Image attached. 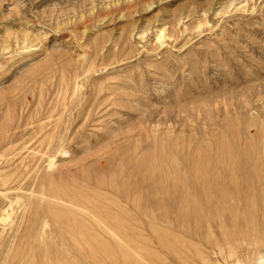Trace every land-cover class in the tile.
<instances>
[{
  "label": "rangeland",
  "instance_id": "rangeland-1",
  "mask_svg": "<svg viewBox=\"0 0 264 264\" xmlns=\"http://www.w3.org/2000/svg\"><path fill=\"white\" fill-rule=\"evenodd\" d=\"M0 157V264H259L264 0H0Z\"/></svg>",
  "mask_w": 264,
  "mask_h": 264
},
{
  "label": "bare ground",
  "instance_id": "bare-ground-1",
  "mask_svg": "<svg viewBox=\"0 0 264 264\" xmlns=\"http://www.w3.org/2000/svg\"><path fill=\"white\" fill-rule=\"evenodd\" d=\"M40 90H41V89H40ZM68 91H69V90H68ZM40 94H41V93H40ZM63 96H64V95H63ZM42 98H43V97H42ZM43 101H44V100H43ZM40 103H41V102H40ZM50 105H51V104H50ZM41 108H42V107H41ZM36 109H37V108H36ZM89 109H90V108H89ZM77 112H78V111H77ZM35 113H36V112H35ZM35 113H34V114H35ZM54 113H55V112H54ZM64 113H65V112H64ZM79 113H81V112H79ZM89 113H90V111H89ZM50 114H51V113H50ZM55 114H56V113H55ZM60 114H61V113H60ZM76 114H77V113H76ZM35 115H36V114H35ZM37 115H38V114H37ZM77 115H78V114H77ZM46 116H47V115H46ZM74 116H75V115H74ZM79 116H80V114H79ZM31 118H32V117H31ZM36 118H37V117H36ZM62 118H63V115H62ZM77 118H79V117L77 116ZM87 118H88V117H87ZM63 119H64V118H63ZM63 119H62V120H63ZM29 120H30V119H29ZM29 120H27V121H29ZM55 120H56V119H55ZM49 121H50V120H49ZM65 121H66V119H65ZM75 121H76V119H75ZM20 122H21V121H20ZM56 122H57V121H56ZM61 122H62V121H61ZM54 123H55V122H54ZM28 124H29V123H28ZM58 124L60 125L59 122H58ZM58 124H57V125H58ZM64 124L66 125V123H64ZM19 125H20V124H19ZM24 125H25V124H24ZM61 125H62V124H61ZM61 125H60V126H61ZM27 126H28V125H27ZM53 126H54V125H53ZM60 126H59V127H60ZM42 127H43V126H42ZM65 127H67V126H65ZM52 128H53V127H52ZM52 128H51V129H52ZM39 129H40V128H39ZM61 129H62V128H61ZM61 129H60V131H61ZM52 130H53V129H52ZM54 130H55V129H54ZM56 130H58V126H56ZM62 130H63V129H62ZM26 131H27V130H26ZM35 131H36V130H35ZM40 131H41V130H40ZM69 131H70V130H69ZM47 132H48V134H50V137H51V138H49L50 140L48 139V141H49L50 143L47 141V142L50 144V147H51V142H52V144L55 143V145H56L57 142H54V141H53L52 136H51L52 134L49 133V132H50V129H49V131H47ZM51 132H52V131H51ZM55 132H56V131H55ZM57 132H59V131H57ZM65 132H66V131H65ZM41 133H42V132H41ZM61 133H62V131H61ZM67 133H68V132H67ZM55 134H56V133H55ZM44 135L48 136V135L45 134V133H44ZM44 135H43V136H44ZM56 135L59 136V133H57ZM36 136H37V135H36ZM53 136H54V135H53ZM58 136H54L53 138L58 137ZM48 137H49V136H48ZM55 139H56V138H55ZM55 139H54V140H55ZM57 139H58V138H57ZM45 140H46V139H45ZM261 140H262V139H261ZM43 142H44V139H43ZM260 142H261V141H260ZM29 143H31V142H29ZM38 143H39V142H38ZM40 143H41V142H40ZM45 143H46V142H45ZM45 143H43V145H44ZM48 143H47V144H48ZM36 144H37V143H36ZM37 145H38V144H37ZM41 145H42V144H41ZM43 145H42V146H43ZM45 145H46V144H45ZM24 146H25V145H24ZM50 147H49V148H50ZM26 148H27V147H26ZM47 148H48V145H47ZM49 148H48V149H49ZM48 149H47V150H48ZM29 150H30V149H29ZM38 150H39V149H38ZM19 151H20V150H19ZM44 152H45V151H44ZM47 152H48V151H46V155H47ZM63 152H64V151H63ZM20 154H21V153H20ZM36 154H37V152H36ZM1 157H2V156H1ZM1 157H0V158H1ZM48 157H50V156H48ZM11 158H12V157H11ZM15 158H16V157H15ZM51 158H52V157H51ZM49 159H50V158H49ZM1 160H3V159H1ZM24 160H25V159H24ZM53 160H54V158L51 159L50 163H53ZM5 161H6V162H4V164L7 163V160H5ZM127 161H128V160H127ZM255 161H257V160H255ZM31 163H32V162H31ZM130 163H131V162H130ZM135 166H136V165H135ZM0 167H1V165H0ZM10 167H11V166H9V168H10ZM21 167H22V165H21ZM35 167H36V166H35ZM49 167H50V166H49ZM251 167H252V166H251ZM50 168H51V167H50ZM5 170H6V169H5ZM2 171H3V170H2ZM2 171H1V173H2ZM22 171H23V170H22ZM4 172H5V171H4ZM120 172H121V171H120ZM1 173H0V177H1ZM251 173H252V172H251ZM2 174L4 175V173H2ZM129 175H130V174H129ZM201 175H202V174H201ZM256 176H257V174H256ZM4 177L6 178L7 176H4ZM4 177H1V178L4 179ZM10 177H12V176H10ZM10 177H8V178H10ZM26 177H27V176H26ZM8 178H6V179H8ZM248 178H249V177H248ZM17 179H18V178H17ZM26 179H27V178H26ZM32 179H34V178H32ZM89 179H90V178H89ZM127 179H128V178H127ZM152 179H153V178H152ZM9 180H12V179H9ZM4 181H5V180H4ZM15 181H16V180H15ZM33 181H35V179H34ZM181 181H182V180H181ZM192 181H193V180H192ZM198 181H199V180H198ZM198 181H197V182H198ZM200 181H201V178H200ZM200 181H199V182H200ZM203 181H204V180H203ZM95 182H96V181H95ZM110 182H111V181H110ZM204 182H205V181H204ZM204 182H203V183H204ZM6 183H7V180H6ZM8 183H10V181H9ZM13 183H14V182H13ZM33 183H34V182H33ZM33 183H31V184H33ZM54 183H55V182H54ZM76 183H77V182H76ZM112 183H113V182H112ZM128 183H129V182H128ZM133 183H134V182H133ZM148 183H149V182H148ZM216 183L219 184L217 181H216ZM51 184H53V183H51ZM135 184H136V183H135ZM162 184H163V182H162ZM3 185H5V182L2 183V186H3ZM7 185H9V184H7ZM7 185H5V186H3V187H6ZM29 185H30V184H29ZM53 185H54V184H53ZM104 185H105V184H104ZM124 185H125V184H124ZM187 185H188V183H187ZM187 185H186V186H187ZM204 185H205V184H204ZM204 185H202V186H204ZM207 185H208V183H207ZM2 186L0 185L1 188H2ZM31 186H32V185H31ZM31 186H30V187H31ZM115 186H116V184H115ZM191 186H192V185H191ZM195 186H196V184H195ZM220 186H221V185H220ZM66 187H67V186H66ZM70 187H71V186H70ZM94 187H95V186H94ZM129 187H130V186H129ZM224 187H225V186H224ZM106 188H107V187H106ZM195 188H196V187H195ZM209 188H211V186H210ZM218 188H219V187H218ZM221 188H222V186H221ZM226 188H229V187H226ZM250 188H251V187H250ZM31 189H32V188H31ZM76 189H77V188H76ZM97 189H98V188H97ZM127 189H128V188H127ZM188 189H190V188H188ZM203 189H206V188H203ZM58 190H59V189H58ZM64 190H65V189H64ZM111 190H112V189H111ZM191 190H192V187H191ZM194 190H195V189H194ZM196 190H197V189H196ZM209 190H210L209 193L211 194V193H212V192H211L212 189H209ZM216 190H217V189H216ZM216 190H215V192H217ZM31 191H32V190H31ZM83 191H84V190H83ZM119 191H120V190H119ZM203 191H207V189H206V190H203ZM220 191H222V189H221ZM224 191H225V190H224ZM228 191H229V190H228ZM91 192H93V191H91ZM103 192H105V191H103ZM188 192H189V191H188ZM66 193H67V192H66ZM197 193H198V192H197ZM197 193H196V195H198ZM209 193H208V194H209ZM226 193H227V192H226ZM226 193H224V194L226 195ZM232 193H233V192H232ZM234 193H235V192H234ZM98 194H99V193H98ZM121 194H122V193H121ZM186 194H187V193H186ZM191 194H192V192L190 193V195H191ZM203 194H204V193H203ZM52 195H53V196H52ZM52 195L50 196L51 199H53V198H54V199H57V198H58V199H59L58 201L63 200V201L65 202V200H64L63 197H62L63 199H61V198H59V196H57V197L54 196V195H56V194H54V192H53ZM64 195H65V194H64ZM66 195H67V194H66ZM138 195H139V194H138ZM169 195H170V194H169ZM173 195H174V194H173ZM190 195H189V197H190ZM199 195H200V194H199ZM204 195H206V194H204ZM228 195H229V194H227V196H228ZM43 196H44V195H43ZM67 196H68V195H67ZM166 196H167V195H166ZM166 196H165V197H166ZM194 196H195V195H194ZM6 197H7V196H6ZM47 197H48V196H47ZM117 197H118V196H117ZM134 197H135V196H134ZM173 197H174V196H173ZM191 197H193V196L191 195ZM199 197H200L199 199L201 200V195H200ZM7 198H8V197H7ZM15 198H16V197H15ZM68 198H69V197H68ZM112 198H113V197H112ZM141 198H142V197H141ZM170 198H171V197H170ZM187 198H188V196H187ZM193 198H194V197H193ZM190 199H192V198H190ZM205 199H206V198H205ZM17 200H18V199H17ZM69 200H70V199H69ZM127 200H128V199H127ZM185 200H186V199H185ZM196 200H197V199H196ZM2 201H3V200H2ZM2 201H0V202H2ZM191 201H192V200H191ZM193 201L195 202V200H193ZM204 201H205V200H204ZM206 201H207V200H206ZM206 201H205V202H206ZM4 202L6 203V201H4ZM23 202H24V201H23ZM70 202H71V201H70ZM137 202L139 203V201H137ZM181 202H182V201H181ZM196 202H197V201H196ZM200 202H201V201H200ZM205 202H204V204H205ZM5 203H4V204H5ZM7 203H11V200L8 201ZM12 203H13V202H12ZM12 203H11V204H12ZM18 203H19V201H18ZM21 203H22V202H21ZM153 203H154V202H153ZM156 203H157V202H156ZM179 203H180V202H179ZM187 203H188V199H187ZM191 203H193V202H191ZM197 203H198V202H197ZM13 204H14V203H13ZM69 204L71 205L72 203H69ZM121 204H122V203H121ZM150 204H151V203H150ZM184 204H186V203H184ZM194 204H195V203H193V207H196V206H195L196 204H195V205H194ZM5 205H6V204H5ZM14 205H15V204H14ZM100 205H101V204H100ZM187 205L189 206V203H188ZM199 205H200V204H199ZM0 206H1V204H0ZM74 206L76 207L77 205H74ZM5 207H6V206H5ZM5 207H4V208H5ZM61 207H62V206H61ZM63 207H64V205H63ZM80 207H82V206L78 204V208H80ZM166 207H167V206H166ZM178 207H179V206H178ZM189 207H190V206H189ZM199 207H200V206H199ZM0 208H1V207H0ZM9 208L12 209L11 206H10ZM151 208H152V207H151ZM172 208H173V207H172ZM187 208H188V207H186V209H187ZM200 208H201V207H200ZM7 209H8V208H7ZM61 209H62V208H61ZM82 209H83V207H82ZM166 209H167V208H166ZM1 210H3V209H1ZM79 210H80V209H78V211H79ZM72 211H73V210H72ZM164 211H165V210H164ZM167 211H168V210H167ZM191 211H194V210L192 209ZM195 211H196V209H195ZM13 212H14V211H13ZM64 212H65V209H64ZM82 212H84V210H83ZM87 212H88V211H87ZM110 212H111V211H110ZM165 212H166V211H165ZM11 213H12V211H11L10 213H8L7 210L0 212V223H2V224H3V223H4V224L6 223V224H7V222L9 221V218H10V214H11ZM85 213H86V212H85ZM12 214H14V213H12ZM62 214H63V213H62ZM86 214H87V213H86ZM152 214H154V212H153ZM84 215H85V214H84ZM91 215H92V214H91ZM88 216H89V215H88ZM93 216L95 217V213H94ZM93 216H92V218H93ZM151 216H152V215H151ZM92 218H91V219H92ZM121 218H122V217H121ZM123 218H124V217H123ZM10 219H11V218H10ZM82 219H83V218H82ZM94 219H96V217L93 218V220H92V221H94V224H96V225L100 224L101 221H102V220H101L100 223H99V222H97L98 219H97L96 222H95ZM124 219H125V218H124ZM99 220H100V219H99ZM132 220H133V219H132ZM194 220H195V219H194ZM10 221H11V220H10ZM114 221H115V220H114ZM129 221H130V220H129ZM155 221H156V220H155ZM195 221H196V220H195ZM133 222H134V221H133ZM8 224H10V222H9ZM45 224H46V221H45ZM102 224H103V223H102ZM125 224H126V223H125ZM130 224H131V223H130ZM135 224H136V223H135ZM170 224H171V223H170ZM0 225H1V224H0ZM103 225L105 226L106 223L103 224ZM188 225H189V224H188ZM3 226H4V225H3ZM47 226H48V225H47ZM106 226H107V225H106ZM106 226H105V227H106ZM97 227H98V226H97ZM107 227H108V226H107ZM144 227H145V226H144ZM42 228H43V227H42ZM153 228H154V227H153ZM137 229H138V228H137ZM49 230H50V229H49ZM42 231H43V230H42ZM139 231H140V230H139ZM43 232H44V231H43ZM137 232H138V231H137ZM0 233H1V232H0ZM3 233H4V232H3ZM113 233H114V232H113ZM113 233H112V234H113ZM138 233H139V232H138ZM73 234H74V233H73ZM115 234H116V233H115ZM128 234H129V233H128ZM213 234H214V233H213ZM116 236H117L118 238H120L118 234H117ZM116 236H113V235H112L111 237H112L113 239H115ZM96 237H97V236H96ZM223 237H224V236H223ZM40 238H41V237H40ZM92 238H93V237H92ZM121 238H122V237H121ZM121 238H120V239H121ZM217 238H218V237H217ZM224 238H225V237H224ZM90 239H91V238H90ZM90 239H89V240H90ZM93 239H94V238H93ZM97 239H98V237H97ZM113 239H112V240H113ZM120 239H119V240H120ZM80 240H81V239H80ZM122 240H123V239H122ZM216 240H217V239H216ZM90 241H91V243H92L93 245H97V243L95 242V241H96V238H95V240H92V239H91ZM97 241H98V240H97ZM77 242H78V241H77ZM147 242H148V241H147ZM12 243H13V242H12ZM81 243H82V242H81ZM211 243H212V242H211ZM65 244H66V243H65ZM88 244H89V243H88ZM108 244H109V243H108ZM148 244H149V243H148ZM165 244H166V243H165ZM171 244H172V243H171ZM125 245H126V244H125ZM173 245H174V244H173ZM192 245H193V244H192ZM217 245H218V242H217ZM104 246H105V245H104ZM121 246H122V245H121ZM124 247H125V246H124ZM214 247H215V246H214ZM90 248H91V246H90ZM140 248H141V247H140ZM171 248H173V247H171ZM195 248H196V247H195ZM81 249H82V248H81ZM113 249H114V248H113ZM132 249H133V248H132ZM138 249H139V248H138ZM160 249H161V248H160ZM84 250H86V249H84ZM89 250H91V249H89ZM101 250H102V249H101ZM140 250H141V249H140ZM140 250H139V251H140ZM46 251H47V250H46ZM86 251H87V250H86ZM92 251H96V248H93V247H92L91 253H92ZM103 251H104V249H103ZM103 251H102V252H103ZM106 251H108V250H106ZM112 251H113V250H112ZM135 251H136V250H135ZM155 251H156V250H155ZM81 252H82V251H81ZM110 252H111V250H110ZM83 253H85V252H83ZM103 253H105V252H103ZM122 253H123V252H122ZM203 253H204V252H203ZM203 253H202V255H203ZM89 254H90V252H89ZM123 254H124V253H123ZM104 255H105V254H104ZM130 255H131V254H130ZM141 255H142V254H141ZM91 256H92V254H91ZM93 256H94V258L91 257V258L89 259L90 261H88V262L85 263V264H94V261L97 260V259H95V254H94ZM139 256H140V254H139ZM142 256H143V255H142ZM142 256H141V257H142ZM159 257H160V256H159ZM33 258H34V256H33ZM75 258H76V257H75ZM98 258H99V257H98ZM128 258H129V257H128ZM112 259H113V258H112ZM115 259H116V258H115ZM143 260H144V259H143ZM95 262H97V261H95ZM126 262H127V261H126ZM133 263H134V262H133ZM133 263H132V264H133ZM187 263H188V262H187ZM96 264H97V263H96ZM115 264H116V263H115ZM158 264H159V261H158ZM237 264H239V263H237ZM259 264H264V258H263L262 260H260V263H259Z\"/></svg>",
  "mask_w": 264,
  "mask_h": 264
}]
</instances>
